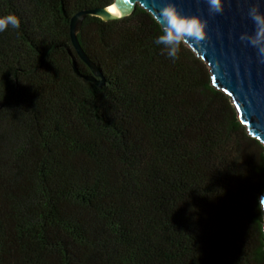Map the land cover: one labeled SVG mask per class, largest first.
<instances>
[{"label":"trees","instance_id":"trees-1","mask_svg":"<svg viewBox=\"0 0 264 264\" xmlns=\"http://www.w3.org/2000/svg\"><path fill=\"white\" fill-rule=\"evenodd\" d=\"M113 0H0V264H264V147L154 18Z\"/></svg>","mask_w":264,"mask_h":264},{"label":"water","instance_id":"water-1","mask_svg":"<svg viewBox=\"0 0 264 264\" xmlns=\"http://www.w3.org/2000/svg\"><path fill=\"white\" fill-rule=\"evenodd\" d=\"M118 1L124 8V12L118 16L110 15L106 6L79 11L69 19L70 44L75 56L89 71L88 74H79L73 61L71 68L74 74L96 87L105 82L100 71L82 52L76 40L81 22L87 16L109 22L125 18L135 7H139L153 17V13H159L160 8L171 2L182 14L198 15L207 21V38L201 45L183 44L205 64L214 88L230 99L238 121L245 127L249 137L264 147V57L260 56L258 48L252 46L249 41L240 39L242 33L254 34L255 24L248 14L249 9L258 2L260 12L264 13V0H221V13H211L206 0ZM157 25L161 29V26ZM262 213L264 235V210Z\"/></svg>","mask_w":264,"mask_h":264},{"label":"clouds","instance_id":"clouds-1","mask_svg":"<svg viewBox=\"0 0 264 264\" xmlns=\"http://www.w3.org/2000/svg\"><path fill=\"white\" fill-rule=\"evenodd\" d=\"M211 13H221V0H206ZM260 4L254 3L249 9V16L254 21L255 32L253 35L242 33L240 39L247 40L258 48L260 56L264 57V13L260 12ZM153 18L161 26L162 35L156 40V44L163 45L167 49V54L176 58L181 43L189 45H201L205 41L207 21L198 15L182 14L175 4L169 2L159 13H153ZM19 28L20 22L14 14H9L0 18V31H4L8 26ZM258 205L264 210V194L258 197Z\"/></svg>","mask_w":264,"mask_h":264},{"label":"bare ground","instance_id":"bare-ground-1","mask_svg":"<svg viewBox=\"0 0 264 264\" xmlns=\"http://www.w3.org/2000/svg\"><path fill=\"white\" fill-rule=\"evenodd\" d=\"M107 11L112 16H118L121 12H124V8L118 0H115L112 5L107 6Z\"/></svg>","mask_w":264,"mask_h":264}]
</instances>
